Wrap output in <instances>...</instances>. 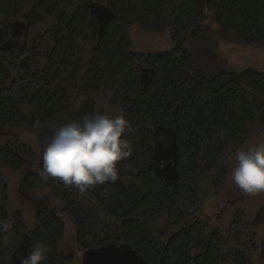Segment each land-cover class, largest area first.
<instances>
[{
    "label": "trees",
    "instance_id": "obj_1",
    "mask_svg": "<svg viewBox=\"0 0 264 264\" xmlns=\"http://www.w3.org/2000/svg\"><path fill=\"white\" fill-rule=\"evenodd\" d=\"M100 5L114 13L103 36L93 10ZM16 25L24 41L14 44ZM136 25L170 30L175 48L133 51ZM218 39L264 48V0H0V128L32 132L43 153L49 125L104 114L96 111L98 95L120 107L130 122L126 139L132 154L119 162L117 182L81 194L39 173L23 180L30 190L52 188L84 252L116 243L132 247L150 264H255L264 210L254 221L239 213L227 236L204 213L227 183L229 158L264 134V73L225 69L217 54L206 65ZM164 132L176 147L173 172L159 160ZM42 153L24 143L0 145V221L9 219L3 168L21 170L39 159L41 170ZM65 230L48 207L38 212L31 231L16 212L13 226L0 231V264H19L17 255L27 256L37 242L50 248L44 264H71L74 256L58 247Z\"/></svg>",
    "mask_w": 264,
    "mask_h": 264
},
{
    "label": "rangeland",
    "instance_id": "obj_2",
    "mask_svg": "<svg viewBox=\"0 0 264 264\" xmlns=\"http://www.w3.org/2000/svg\"><path fill=\"white\" fill-rule=\"evenodd\" d=\"M24 23L22 21H19ZM18 23V24H21ZM17 33L11 43L23 42V30L21 25H16ZM214 27L217 28L216 24ZM16 29V28H14ZM133 41V51L145 54H159L169 52L175 48V42L171 37L170 30L153 31L145 30L138 25L134 26L131 31ZM34 44V43H33ZM191 43L185 44L186 48L191 47ZM34 47H31V49ZM33 50V49H32ZM212 56H206L209 61L206 65H212L218 57L224 61L225 69L234 70L236 72L246 69H254L264 73V48L256 46H243L234 39L221 40L215 49L212 50ZM218 57H217V55ZM205 57V58H206ZM204 64L205 61L201 60ZM95 106L97 113L114 117L122 113L120 107L110 105L101 95L95 97ZM123 114V113H122ZM11 141L28 144L40 156L42 148L38 144V138L35 134L20 128H0V145H4ZM264 143V134L259 135L250 140L242 149L248 150L259 144ZM159 160L160 163L172 162L176 157V147L170 133L159 134ZM237 153V152H236ZM236 153L229 158L230 175L227 183L221 193L207 201L204 208L205 218L219 229L223 236H227L230 231V225L236 216L242 211L245 212L246 219L254 221L258 215L264 210V194L247 195L242 193L231 179V170L236 166ZM33 172L39 173V159L29 160L26 166L21 170H13L8 167L3 168V175L8 186V229L15 222V213L21 212L24 222L29 231L36 228V216L38 212L44 208L56 210L59 218L66 224L65 235L59 242V250L66 255H73L74 261L71 264H83L84 251L77 244V228L67 211L63 209L62 200L53 192L52 188H40L35 190L27 189L23 180L26 174ZM264 242V219L260 222L256 229V249L253 251V260L255 264H261V245ZM25 249L22 246L21 249ZM25 250H21L24 252ZM200 252L196 249L195 254ZM22 256V253L17 255ZM18 260L19 263V259ZM20 264V263H19Z\"/></svg>",
    "mask_w": 264,
    "mask_h": 264
},
{
    "label": "clouds",
    "instance_id": "obj_3",
    "mask_svg": "<svg viewBox=\"0 0 264 264\" xmlns=\"http://www.w3.org/2000/svg\"><path fill=\"white\" fill-rule=\"evenodd\" d=\"M39 128V122L33 124ZM49 137L43 153L42 180H58L75 187L81 194L96 185L119 179V162L130 157L132 146L126 139L131 125L122 113L87 114L62 125H49ZM231 179L247 195L264 194V143L236 153ZM9 225L0 221V231ZM50 248L42 242L33 244L27 256H18L20 264H44Z\"/></svg>",
    "mask_w": 264,
    "mask_h": 264
},
{
    "label": "water",
    "instance_id": "obj_4",
    "mask_svg": "<svg viewBox=\"0 0 264 264\" xmlns=\"http://www.w3.org/2000/svg\"><path fill=\"white\" fill-rule=\"evenodd\" d=\"M93 10L96 13L98 20L100 22V26H99L100 36H103L110 20L114 18V13L108 6L104 7L103 5L94 6ZM24 63L25 61H23V66ZM164 169L168 172L170 171L173 172L174 170L173 167L169 166V162H166V167ZM174 235L175 234H172L171 238ZM21 250H23V248ZM83 264H150V263L132 247L127 245L110 243L101 247H92L87 249L84 252Z\"/></svg>",
    "mask_w": 264,
    "mask_h": 264
}]
</instances>
